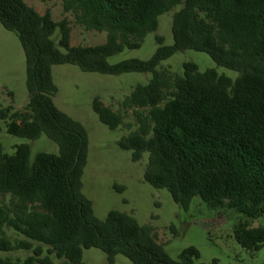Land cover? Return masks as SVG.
<instances>
[{"label": "trees", "instance_id": "obj_1", "mask_svg": "<svg viewBox=\"0 0 264 264\" xmlns=\"http://www.w3.org/2000/svg\"><path fill=\"white\" fill-rule=\"evenodd\" d=\"M62 2L86 30L105 32L106 42L72 46L68 18L55 21L50 11L40 14L25 0H0V22L17 34L26 56L29 93L21 110L2 109L0 119L11 135L36 140L46 134L59 146V154L40 152L32 161L29 144L17 145L11 155L0 141V251L33 249L24 262L0 257V264H55L52 255L86 264L83 251L89 248L105 252L109 264L120 254L134 264H194L200 258L191 246L172 259L153 226L141 225L131 214L113 210L105 220L96 217L83 193L87 129L53 99L58 87L52 67L58 64L110 75L151 73L119 111L98 98L93 102L112 130L122 126L123 111L134 110L138 129L119 145L132 151L134 162L148 154L145 180L168 189L185 210L200 197L212 209L264 218V0ZM176 6L181 8L173 16L172 45L157 35L159 47L150 59L109 63L126 48L139 49L158 30L160 16ZM58 29L65 51L53 39ZM185 50L207 53L240 75L233 80L215 69L200 72L193 62L184 64L183 75L158 69ZM8 229L25 239L11 241ZM235 236L243 248L257 251L264 245V226L241 222Z\"/></svg>", "mask_w": 264, "mask_h": 264}, {"label": "rangeland", "instance_id": "obj_2", "mask_svg": "<svg viewBox=\"0 0 264 264\" xmlns=\"http://www.w3.org/2000/svg\"><path fill=\"white\" fill-rule=\"evenodd\" d=\"M40 14L50 11L55 21L68 18L72 26V46H96L107 40L105 32L86 30L72 13L65 12L62 0H25ZM181 6H176L159 18V28L145 38L139 49L126 48L108 59L117 64L127 59H150L159 47L156 37L162 36L165 45H172L174 37L172 23L174 14ZM53 39L59 46L60 30ZM62 51H65L59 46ZM197 64L200 72L215 69L219 74L236 80L240 73L219 66L204 52L185 50L164 60L159 70L170 69L183 75L184 64ZM54 82L58 92L54 96L56 106L75 120L81 122L88 132V161L83 175V193L92 200L97 218L105 220L110 211H120L133 215L141 225L150 224L154 228L156 240L165 246L169 256L178 260L188 247L194 246L200 258L194 264H262L264 245L257 251L243 248L236 239L235 231L243 222L250 227L264 226V218H249L234 210L212 209L200 197H195L188 210L179 206L166 188H156L145 180L148 154L141 162L132 160V151L120 147L122 137L138 129L134 110L122 112L123 124L116 130L101 122L93 109L98 98L113 110L121 109V102L131 94L138 84H147L151 73H125L121 75L85 72L73 64H58L52 67ZM29 100L27 89V64L22 44L16 33L4 28L0 22V110L11 106L21 110ZM13 110V111H14ZM141 111L140 109H138ZM0 141L4 151L15 153L20 144L31 146V160L40 152L59 154V146L46 134L36 140L18 137L7 132L6 122L0 119ZM122 188H124L122 190ZM11 241L25 239L13 230H6ZM37 246V244L35 243ZM46 252L48 247L43 246ZM33 255L31 250L0 251V257L24 262ZM55 264H68L65 259L52 255ZM86 264H109L107 255L101 249L89 248L83 251ZM114 264H134L124 255H118Z\"/></svg>", "mask_w": 264, "mask_h": 264}]
</instances>
